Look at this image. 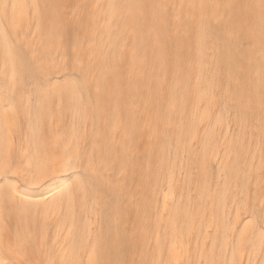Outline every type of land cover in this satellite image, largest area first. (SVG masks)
I'll use <instances>...</instances> for the list:
<instances>
[{
	"label": "bare ground",
	"instance_id": "1",
	"mask_svg": "<svg viewBox=\"0 0 264 264\" xmlns=\"http://www.w3.org/2000/svg\"><path fill=\"white\" fill-rule=\"evenodd\" d=\"M0 2V116L20 108L11 162L37 177L0 219L40 233L34 264H264L247 223L264 186L262 0ZM35 110L98 195L61 211L69 173L40 178Z\"/></svg>",
	"mask_w": 264,
	"mask_h": 264
},
{
	"label": "snow or ice",
	"instance_id": "2",
	"mask_svg": "<svg viewBox=\"0 0 264 264\" xmlns=\"http://www.w3.org/2000/svg\"><path fill=\"white\" fill-rule=\"evenodd\" d=\"M264 5V0H262ZM9 5L0 2V11L3 12V19L7 20V10ZM15 24V21H12ZM12 56L13 63H15V56ZM16 73L13 72L15 80ZM18 82V81H16ZM86 86V81H78L74 88V93H82ZM33 118L38 122L33 128L32 134L29 138V148L34 150L36 154L46 158L50 163L42 165L40 168V178H45L50 175H57L62 173H69L67 182L59 189V197L61 203V211H63V202L65 196L69 197L71 201H76L81 194L86 199L93 198L99 194L100 189L96 186L92 175H85L83 172L92 173L91 166L87 169L82 168L81 155L79 151H69L66 147L68 144L67 132L55 125V121L50 116L45 115L40 110H35L32 113ZM20 108L5 107L2 116H0V177L3 178V192H0V199L3 200L4 205L7 206L10 199L19 197L21 201L24 197L20 195L16 185L21 179L35 180L37 179L34 171L24 168H17L12 164V153L15 149V129L20 122ZM48 119H52L51 126L47 123ZM75 131V126H74ZM75 142V141H74ZM91 190V195H90ZM57 194H54V196ZM34 209L39 214L40 204L34 203ZM249 211L247 201L242 200L240 204V212ZM55 211L49 210L48 216H54ZM254 217H256L254 219ZM247 223L254 229L258 226L261 235V256L264 257V186L261 190V205L259 216L257 217L256 209H250V214ZM235 246V241L233 242ZM35 244V247H34ZM239 244L242 247L244 244L243 233L240 234ZM40 247V233L35 234L33 239L32 230L22 232L19 225L15 227L8 221L0 219V264H34L32 255L37 248ZM43 255V251L41 252ZM43 264V262H41ZM96 264H101L97 261ZM164 264V262H161ZM235 264V262H233Z\"/></svg>",
	"mask_w": 264,
	"mask_h": 264
}]
</instances>
